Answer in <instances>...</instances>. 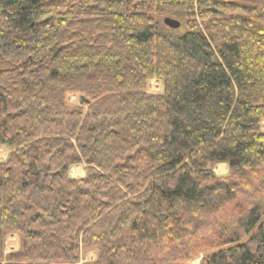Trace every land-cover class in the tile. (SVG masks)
Masks as SVG:
<instances>
[{"label": "trees", "instance_id": "16d2710c", "mask_svg": "<svg viewBox=\"0 0 264 264\" xmlns=\"http://www.w3.org/2000/svg\"><path fill=\"white\" fill-rule=\"evenodd\" d=\"M263 122L264 0H0V264H264Z\"/></svg>", "mask_w": 264, "mask_h": 264}, {"label": "rangeland", "instance_id": "374dc122", "mask_svg": "<svg viewBox=\"0 0 264 264\" xmlns=\"http://www.w3.org/2000/svg\"><path fill=\"white\" fill-rule=\"evenodd\" d=\"M160 31L164 35H166L169 39L174 40L176 38V36H177V33H180L182 30L180 31V29H178V30H176L177 31V33H176V32H171L172 30L170 31V30L160 26ZM147 92L149 94H154V95L162 94L163 93V84H162V82L159 81V80H153V81L149 82V84L147 86ZM67 102L69 104L78 105L79 96L75 95V94H70V95L67 96ZM261 130H262V132H264V122L262 123ZM8 153H9V150L7 148L5 149L3 147H0V162L6 160V158L8 156ZM74 167L76 169L80 168L81 172H83L84 168H85V166L83 164L72 166L71 169H70V173L72 174V176H76V177L79 176V175H75L71 171L72 168H74ZM214 172L217 175H224V174L227 173V166L225 164H217L214 167ZM82 175H83V173H82ZM19 248H20V238H19L18 235L10 234V235H8L5 238V242H4V254L5 255L11 254V253H15V252H17L19 250ZM202 256L203 255L201 254L200 256H198L196 258H192V259L186 261V264H199L200 259L202 258ZM96 257H97V254L95 252H92V251L83 253L81 255V258H80L78 264H93V262L96 260Z\"/></svg>", "mask_w": 264, "mask_h": 264}, {"label": "water", "instance_id": "95a60500", "mask_svg": "<svg viewBox=\"0 0 264 264\" xmlns=\"http://www.w3.org/2000/svg\"><path fill=\"white\" fill-rule=\"evenodd\" d=\"M163 23L164 25H166L167 27L171 28V29H178L180 27V22L176 19L170 18V17H165L163 19ZM88 104L89 101L83 97H79V105H83V104Z\"/></svg>", "mask_w": 264, "mask_h": 264}, {"label": "bare ground", "instance_id": "6f19581e", "mask_svg": "<svg viewBox=\"0 0 264 264\" xmlns=\"http://www.w3.org/2000/svg\"><path fill=\"white\" fill-rule=\"evenodd\" d=\"M79 169H80V168H79ZM79 169H76V168L74 167V168H72L71 171H72L73 174L81 176L83 172H81V169H80V170H79ZM79 173H80L81 175H80Z\"/></svg>", "mask_w": 264, "mask_h": 264}, {"label": "crops", "instance_id": "0c3cea01", "mask_svg": "<svg viewBox=\"0 0 264 264\" xmlns=\"http://www.w3.org/2000/svg\"><path fill=\"white\" fill-rule=\"evenodd\" d=\"M3 148H5V147H3ZM6 149V148H5ZM7 151V150H6ZM8 152V151H7ZM70 175L72 176V174L70 173ZM85 175V170L83 171V175H81V176H72L73 178H81V177H83Z\"/></svg>", "mask_w": 264, "mask_h": 264}]
</instances>
